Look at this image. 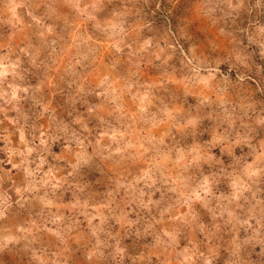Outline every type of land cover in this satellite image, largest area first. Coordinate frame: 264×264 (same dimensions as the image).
I'll list each match as a JSON object with an SVG mask.
<instances>
[{
  "label": "clouds",
  "instance_id": "obj_1",
  "mask_svg": "<svg viewBox=\"0 0 264 264\" xmlns=\"http://www.w3.org/2000/svg\"><path fill=\"white\" fill-rule=\"evenodd\" d=\"M0 264H264V0H0Z\"/></svg>",
  "mask_w": 264,
  "mask_h": 264
}]
</instances>
